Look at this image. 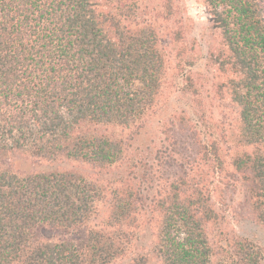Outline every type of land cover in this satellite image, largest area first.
Masks as SVG:
<instances>
[{
	"label": "trees",
	"instance_id": "1",
	"mask_svg": "<svg viewBox=\"0 0 264 264\" xmlns=\"http://www.w3.org/2000/svg\"><path fill=\"white\" fill-rule=\"evenodd\" d=\"M165 2L0 0V264H264L211 233L235 187L264 225V0H205L211 86Z\"/></svg>",
	"mask_w": 264,
	"mask_h": 264
},
{
	"label": "rangeland",
	"instance_id": "2",
	"mask_svg": "<svg viewBox=\"0 0 264 264\" xmlns=\"http://www.w3.org/2000/svg\"><path fill=\"white\" fill-rule=\"evenodd\" d=\"M165 1L166 0H145L146 3L159 5L160 9L164 8L166 4ZM174 1L178 6V17L176 22L171 23L166 20H159L164 42H169V32L171 28L174 30L177 28L183 29L188 37V41L190 39L195 46V55L197 56L195 70H197L199 75L204 76V79L207 80L209 82L208 84L211 86V82H216L218 79H221V77L216 75L209 60L210 51L220 39L219 31L215 28L205 0ZM161 4L163 6L162 8ZM189 13H191V15ZM201 15L205 17V20L197 23ZM168 50L174 52L175 44L169 45ZM212 95L213 107L217 118L223 120L227 124H237L238 113L235 106L231 103L229 95L226 94L224 98L217 97L213 92ZM116 131L121 130L116 129ZM150 133L151 131L148 134L139 136V144L148 143L149 146L151 144ZM23 163H25V161L21 158V164L23 165ZM43 167L49 168L45 163ZM244 194L243 187H235L228 190L224 196V199H226L225 204L223 203L224 201L217 196L218 202H221L219 207H221V211L224 214V219H222L220 225L211 228V233H213L216 239L235 234L249 236L260 245L264 257V225L258 223L251 211H249ZM125 261L126 260H118L113 264H125Z\"/></svg>",
	"mask_w": 264,
	"mask_h": 264
},
{
	"label": "clouds",
	"instance_id": "3",
	"mask_svg": "<svg viewBox=\"0 0 264 264\" xmlns=\"http://www.w3.org/2000/svg\"><path fill=\"white\" fill-rule=\"evenodd\" d=\"M190 15H191V13H189ZM194 19H195V17H194ZM205 20V17L203 16V15H201L200 17H199V19L197 20V23H199V22H201V21H204Z\"/></svg>",
	"mask_w": 264,
	"mask_h": 264
}]
</instances>
